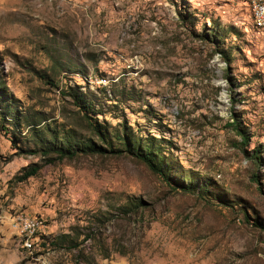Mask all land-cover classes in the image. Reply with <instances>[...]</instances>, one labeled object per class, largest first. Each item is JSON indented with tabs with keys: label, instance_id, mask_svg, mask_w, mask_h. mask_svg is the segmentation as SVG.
<instances>
[{
	"label": "rangeland",
	"instance_id": "1",
	"mask_svg": "<svg viewBox=\"0 0 264 264\" xmlns=\"http://www.w3.org/2000/svg\"><path fill=\"white\" fill-rule=\"evenodd\" d=\"M0 93V264H264V29L245 0H0ZM94 125L164 175L44 154L105 146ZM19 215L42 223L31 250Z\"/></svg>",
	"mask_w": 264,
	"mask_h": 264
},
{
	"label": "trees",
	"instance_id": "2",
	"mask_svg": "<svg viewBox=\"0 0 264 264\" xmlns=\"http://www.w3.org/2000/svg\"><path fill=\"white\" fill-rule=\"evenodd\" d=\"M1 94V93H0ZM74 97V99L79 100L80 98L76 95V94H70ZM0 99H1V95H0ZM0 105L1 104V100H0ZM80 106V105H79ZM82 107V106H80ZM233 126H235V129L238 130L237 128V124L235 123ZM93 130L96 132V134L98 136L101 137V140L103 141V143H105V146L99 145L95 142H88L87 144H85L84 146H82L81 148H77V149H73V148H52V147H48L45 148V150L43 151L44 154H48L50 152H54L56 153L58 156V159H62V158H72L74 157L78 152H85V153H98V154H105V153H110V154H121L123 152H126L127 154L134 156L138 159H140L142 162H144L152 171L160 174V175H164V172L162 170V166L160 162H157L156 159V152L149 146V147H145V148H141L139 145V141L131 138L129 135H125V134H117L115 136V140L117 141L119 146H113V144H111L110 142H107V140L103 137L102 134V130L99 129L97 126H93ZM238 132L240 133V131L238 130ZM38 171V166L37 165H33V166H29L28 168L24 169L23 175H22V179H25L31 175L36 174ZM134 205V207L138 208L140 206H145L146 204L142 201V200H137V202L132 203ZM69 237L68 235L63 234L60 237H56L54 239V245H58L61 242V238H67ZM72 238H70V246H66L67 249H74L77 248L78 246L76 244H73L72 242ZM73 244V245H71ZM62 245V244H61ZM42 246V244H41ZM60 247V246H59ZM65 247V246H64ZM80 257H83V249H80L79 251Z\"/></svg>",
	"mask_w": 264,
	"mask_h": 264
},
{
	"label": "built area",
	"instance_id": "3",
	"mask_svg": "<svg viewBox=\"0 0 264 264\" xmlns=\"http://www.w3.org/2000/svg\"><path fill=\"white\" fill-rule=\"evenodd\" d=\"M252 18V24L258 29H264V0H245ZM15 226L19 228L23 237V245L27 250H31L34 245V236L42 229V223L37 218L19 215L13 220Z\"/></svg>",
	"mask_w": 264,
	"mask_h": 264
}]
</instances>
